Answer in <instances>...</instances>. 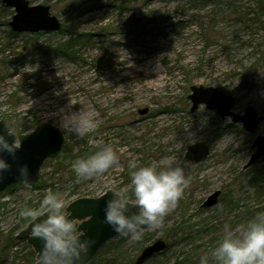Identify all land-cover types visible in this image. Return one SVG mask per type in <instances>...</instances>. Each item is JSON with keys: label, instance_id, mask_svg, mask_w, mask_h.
<instances>
[{"label": "rangeland", "instance_id": "374dc122", "mask_svg": "<svg viewBox=\"0 0 264 264\" xmlns=\"http://www.w3.org/2000/svg\"><path fill=\"white\" fill-rule=\"evenodd\" d=\"M29 1L50 5L63 27L14 31L15 8L0 0V118L27 132L52 122L67 141L37 182L0 193V264L37 260L33 247L17 238L30 221L22 209L38 207L48 190L68 205L113 186L130 189L131 160L145 166L172 159L184 169L187 187L160 228L144 227L135 242L116 235L87 264H199L226 228L264 211V156L249 163L264 121L249 131L189 98L192 86H214L235 96V112L252 105L264 115V0ZM82 115L98 127L80 137L69 125ZM197 141L210 151L199 163L185 156ZM104 146L117 152L118 164L78 183L72 162ZM217 190L218 201L206 207ZM157 238L169 247L138 263Z\"/></svg>", "mask_w": 264, "mask_h": 264}, {"label": "clouds", "instance_id": "9594fccd", "mask_svg": "<svg viewBox=\"0 0 264 264\" xmlns=\"http://www.w3.org/2000/svg\"><path fill=\"white\" fill-rule=\"evenodd\" d=\"M71 131L80 137L95 132L97 122L89 115L72 120ZM7 134L0 133V182L11 170L12 165L4 153L16 158L21 147L16 137L11 142L7 136L15 134L7 125ZM119 157L111 146H104L87 157L75 159L71 167L79 183L98 177L117 165ZM131 188L111 187V197L105 205V222L120 235L131 241H139L144 227L157 229L163 218L176 207L187 187L184 169L175 166L172 159L141 166L135 160L128 164ZM19 179L28 187L30 176L27 164L19 165ZM131 191V196L129 195ZM130 206L138 211L129 215ZM67 202L58 192L48 190L38 200V207H25L20 216L30 220V235L42 242L36 264H82L91 242L81 239L84 234L78 231L66 212ZM199 264H264V211L257 212L246 224L235 229L226 228L221 242L210 253L200 257Z\"/></svg>", "mask_w": 264, "mask_h": 264}, {"label": "water", "instance_id": "95a60500", "mask_svg": "<svg viewBox=\"0 0 264 264\" xmlns=\"http://www.w3.org/2000/svg\"><path fill=\"white\" fill-rule=\"evenodd\" d=\"M5 5L15 8V14L9 22L11 28L18 32H39L55 31L62 27L60 19L52 14L50 5L31 4L29 0H4ZM139 21V20H138ZM193 93L189 95L194 102V107L199 104H205L208 108L217 110L221 117L231 116L235 121H242L245 128L249 131H255L260 123L264 121V115H261L256 108L248 105L244 113L235 112L236 98L231 93L214 86H192ZM148 109H141L140 113L145 114ZM6 125L10 124L6 119L0 118V133L7 134ZM11 129V128H10ZM13 131V130H12ZM7 136L11 142L16 137L21 142V147L16 152V158L4 153V157L12 165L11 170L5 173V179L0 182V193L4 192L10 185L19 182H25L19 179L18 167L27 164L30 172L27 183H34L40 179L41 170L46 160L57 157L64 149L67 141L65 133L54 123L43 121L37 123L34 128L27 133H21ZM16 135V137H15ZM252 153L249 163H253L264 156V134L258 135L254 140ZM209 146L203 141H197L187 147L186 158L189 161L199 163L205 161L209 155ZM221 191L217 190L208 197L204 205L206 207L214 205L219 198ZM111 191L92 197L84 196L72 200L66 208L69 218L77 223L79 232L84 236L81 239H87L91 242L87 254L84 256L82 264H87L97 254L99 249L112 237L119 235L105 222V205L111 197ZM138 211L135 206H130L129 215ZM30 222L17 234L20 240H26L40 255L42 242L38 238L30 235ZM169 247V242L163 238H157L152 243L143 248L137 258V262L152 257L154 254L165 251Z\"/></svg>", "mask_w": 264, "mask_h": 264}, {"label": "trees", "instance_id": "16d2710c", "mask_svg": "<svg viewBox=\"0 0 264 264\" xmlns=\"http://www.w3.org/2000/svg\"><path fill=\"white\" fill-rule=\"evenodd\" d=\"M13 32V31H12ZM15 129H14V131L16 132V133H24V132H26L27 131V129H25L26 127H24V128H22V129H20L19 127H14Z\"/></svg>", "mask_w": 264, "mask_h": 264}, {"label": "flooded vegetation", "instance_id": "af4514ba", "mask_svg": "<svg viewBox=\"0 0 264 264\" xmlns=\"http://www.w3.org/2000/svg\"><path fill=\"white\" fill-rule=\"evenodd\" d=\"M60 21H61V20H60ZM61 22H62V21H61ZM62 27H63V22H62ZM62 27H61V28H62ZM61 28H60V29H61ZM33 249H34V248H33ZM34 251H35V250H34ZM35 252H36V251H35ZM36 253H37V252H36ZM36 259H37V254H36ZM35 264H36V262H35Z\"/></svg>", "mask_w": 264, "mask_h": 264}]
</instances>
